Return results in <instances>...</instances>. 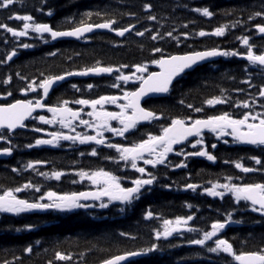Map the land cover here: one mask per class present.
I'll return each mask as SVG.
<instances>
[{"label":"trees","instance_id":"obj_1","mask_svg":"<svg viewBox=\"0 0 264 264\" xmlns=\"http://www.w3.org/2000/svg\"><path fill=\"white\" fill-rule=\"evenodd\" d=\"M152 5L151 13L143 10V4ZM208 7L215 15L206 18L192 8ZM40 8L42 11H37ZM264 9V0H23V3H14L9 10L0 9V23L7 24L16 29H22L23 21L15 19L9 20V15L30 14L36 22L49 23L53 27L70 29L73 24L85 19L88 23H101L100 17L93 15L91 19L84 17V13L100 11L106 12L104 19L114 18L117 24L114 28L136 24V28L143 31L145 27L152 29V33H146L139 37L133 33L124 39H119L110 33L96 34L88 40L81 42L61 41L44 43L42 39L34 38L36 34L29 33V37L19 38L20 42L31 43L34 47L23 49L15 42V38L10 33L0 28V59L16 49L18 55L6 64H0V96L6 95V91L13 93L10 100L20 97V89L25 87L26 81L19 79L16 73L19 72L28 80L42 79L44 75L63 74L66 71H80L87 67L96 65L97 61L101 66L119 67L121 64L129 66L144 63L148 65L149 71L152 69L153 59L152 49L163 48L166 55L184 54L192 51H203L212 48L222 50H237L245 52L246 48L236 39L237 36L248 35L251 37L250 44L256 45L254 51L259 53L264 49V37L257 35L255 24H264V20L256 18L250 22L248 15L251 11ZM49 10L52 15L48 16ZM129 13H134L130 16ZM155 15L156 21L147 20V16ZM70 20L71 23L66 22ZM239 20V25L235 22ZM188 27L184 28L183 25ZM227 25L225 35L222 37L195 35L200 30L211 32L218 26ZM235 25V26H234ZM251 27V31L248 29ZM173 32L177 40L165 36L163 40L152 41L150 35L159 30L163 35L168 31ZM135 31V30H134ZM188 33L189 38L184 39L182 33ZM7 39L8 43H4ZM56 51V56H49L48 53ZM157 56L159 54H156ZM247 62L239 60L237 57H229L220 62L208 66L198 67L174 84L168 97L163 99L149 100L144 105L146 108L155 110L162 116L159 125L144 126L137 131L134 142L146 138L147 134H159L160 125L170 122L174 117L206 118L208 115L220 114L228 111L239 114L245 111L242 108L231 107L235 101L256 100L255 110L261 111L259 107L261 99L258 96L259 86L264 85V72L259 67L249 66V71L244 68ZM131 68L121 69L126 73ZM11 76L12 80L8 85L3 84V80ZM114 77L101 78L86 81H74V83L87 85L93 84L91 90L87 88L86 98H98L100 95L111 93L109 85L114 81ZM250 79L254 87L241 81ZM71 83V82H70ZM134 87V86H133ZM133 87H130L132 90ZM237 89L243 91L237 92ZM69 92L68 86L56 89L52 94V101L66 98ZM227 97L229 103L216 105L214 107L203 104L205 99L221 96ZM76 98L79 94L72 93ZM180 100L184 104L179 103ZM4 102V101H3ZM194 107H203L204 111L195 113L186 107L187 104ZM20 140L30 143L27 136L15 137L14 144L21 146ZM213 141V138H210ZM210 153L218 159L215 163L207 165L205 161L193 160L189 163L188 170L175 172L171 168H161L152 171L157 180L146 191L134 206L124 213L117 211L118 205H112L108 209L101 210H81L73 213L69 212H32L12 216L0 214V264L5 260L10 264H100L105 258L123 254L128 251H139L148 247L151 243L161 245L156 253L143 256L140 259L129 261L125 264H235L230 257L223 253L217 256L209 253L197 245H189L188 239L196 238L201 233H184L183 236L170 237L168 241H155L153 239L154 230L161 227L162 219H174L176 216H186L192 214L195 219L189 223L190 227L210 230V224L214 220L224 219V210H232L230 198L226 196L223 201L219 198L206 196L201 197L200 191L183 192L182 187L189 181L196 184L211 182L223 183L224 177L228 175L244 177L243 181L237 182H264V175L259 173H241L234 167L231 161L243 157L240 162L244 166L255 165L254 161L247 157L258 155L264 160V154L258 149L251 147L224 146L217 144L216 149L211 148ZM2 147H6L3 144ZM103 157V156H102ZM113 157V156H109ZM230 163L225 164L224 160ZM45 161L48 165L46 169L36 167L33 170H24V165L29 161ZM110 160V159H109ZM173 163H178V159L173 158ZM171 161V162H172ZM108 162H112L111 160ZM102 165V158H92L86 153L83 162L76 154L70 156L60 154L55 151L41 149L25 151L20 147L15 155L8 161H0V191L5 188L16 187L29 180L34 184H39L43 191L47 188V179L40 172L51 173L52 171H71L74 168ZM15 167L20 171L14 173L11 169ZM115 173V171H112ZM171 185V189L164 187ZM211 186V185H210ZM20 198L31 199L37 193L31 190L17 194ZM188 205L192 207L188 209ZM210 210V212L208 211ZM147 211H152L155 216L161 219L144 220L143 215ZM233 219L243 220V224L235 227H228L220 234L233 244L236 251H254L259 247H264V218L251 212H234ZM253 220H261L259 224L252 223ZM26 224L35 225L32 231L16 232L15 228H23ZM124 231L135 236L136 239L121 237L119 232ZM39 240L40 243L35 242ZM211 244L212 242H207ZM31 245L32 252L25 253V247ZM56 251L70 254V261H57L54 258ZM16 257H20L19 260Z\"/></svg>","mask_w":264,"mask_h":264},{"label":"snow or ice","instance_id":"obj_2","mask_svg":"<svg viewBox=\"0 0 264 264\" xmlns=\"http://www.w3.org/2000/svg\"><path fill=\"white\" fill-rule=\"evenodd\" d=\"M23 3V0H0V9L9 10L10 6L14 3ZM46 2V0H45ZM143 10L151 13L152 5L150 3L143 4ZM37 11H42L38 8ZM191 11L197 12L203 17L212 18L215 13L210 11L208 7L192 8ZM51 16L53 13L49 10L45 13ZM93 15H96L103 20L101 23H88L85 19H81L79 23L73 24L70 29H63L60 27H53L49 23L36 22L34 17L30 14H13L9 15L8 19H15L17 21H23L22 29H16L8 26L7 24L0 23V28L5 32L10 33L15 42L20 48L30 49L34 47L31 43L20 42L19 38L29 37V33H34L36 39H42L44 43L56 41L60 38H75L80 40L86 33L93 32L94 29H107L110 32H114L119 37H124L126 33H132L139 37L145 36L146 33H152V29L145 27L143 31L136 28V24H130L128 26L113 28V25L117 24V20L114 18L104 19L107 15L106 12L97 11L95 13L88 11L84 13V17L91 19ZM130 16H134V13H129ZM149 21H156V16L149 14L147 17ZM256 18L264 20V9L251 11L248 15V21L250 22ZM66 22L71 23L70 20ZM241 22L237 20L235 24L239 25ZM235 26V25H234ZM184 28L188 25L184 24ZM252 27L255 28L256 34L264 37V24H255ZM227 25L218 26L211 32L200 30L195 35L199 37L215 36L222 37L225 35ZM251 31V27L248 29ZM176 31L173 28L172 31H168L163 35L157 30L154 34L150 35L152 41L159 39L163 40L165 36L177 40V46H179L178 37L173 36V32ZM46 34V36H45ZM184 39L189 38L188 33H182ZM236 39L240 41V44L246 48V51L241 53L237 50H220L219 48H212L203 51H192L182 55H166L163 48L155 47L152 49L153 59L151 64L155 66L158 71H149L148 65L144 63H138L134 65L121 64L119 67L101 66L97 61L96 65L87 67L80 71H66L63 74L44 75L41 73L42 79L37 81L36 79L28 80L27 77L22 76L19 72L16 76L26 81L25 87L20 89L22 95L27 96L29 92L37 93L40 90L36 99H16L14 102L9 101L7 98L12 96L11 91H6V95L0 96V100L4 101L0 103V141H2L6 147H0V156H11L13 154V134L17 129H25L27 125L25 121L31 118L44 125H60V129H67V134L61 130L46 132L45 135L50 139H35L34 143L25 144L24 147L31 149L38 146H51L53 148L60 147V141L70 142L72 145H91L103 146L108 149H114L118 153L117 163L122 161L125 165H130L131 170L138 173L139 176L132 178L129 184L122 183V178L111 171H107L104 168H97L91 171L80 170L75 173L79 177L80 181L87 180L90 182L93 190L71 192L66 194H58L54 191H42V187L39 184H34L30 180L26 183L18 185L16 187L5 188L0 191V214H9L12 216H20L21 214H27L32 212L43 211H58V212H70L75 209H91L98 207L99 209H108L110 205H118L117 211L124 213L127 209L135 205L137 201L144 195L146 191H150L152 185L157 180L156 175L152 171L146 169L144 166H140L142 163L145 166H150L151 169L157 168L159 165H168L165 163L169 159V154L177 157H183V159L174 165V168H187V160L189 157H201L206 158L207 161L215 163L217 157L207 150V145L204 142V133L208 132L215 136L216 140H221L224 137H231V142L237 145L251 146L254 149H258L260 153L264 154V110L256 111V100L253 99L251 103L248 101H235L230 104L234 108H242L245 111L239 114H233L228 111H222L220 114L208 115L206 118H192L191 116L174 117L170 122L161 124V131L159 134H147L146 138L140 139L137 142L131 143L130 146H125L120 143L106 142L104 133H112L113 136L125 138V134L130 130H137V126L143 122L152 123L154 121H160L161 115H158L155 110L142 106L141 101L145 98L152 99L157 96H165L170 94L173 81L182 74H185L187 70L193 69L195 65L214 57H239L247 61L244 71H249V66L255 68L259 67L261 72H264V49L259 53L254 51L256 45L250 44L251 37L248 35L237 36ZM4 43H8L5 39ZM156 54H159L158 56ZM18 55L15 48L6 53L0 64H6L12 61L14 57ZM49 56H56L57 52L52 51L48 53ZM131 68L134 71H130V74H125L121 69ZM115 75L114 81L109 85L111 88L121 89L122 95H100L98 98H80L69 101L67 99L59 100L54 105H48L44 103V100L49 96L50 90L58 82L64 81L67 77L71 76H88L89 74L101 75L107 74ZM12 80L11 76L6 77L3 80V84L8 85ZM248 84L250 87H254L250 79L241 81ZM132 83L137 85L133 90H124L123 85ZM70 87L76 92H80L81 89L76 84H71ZM86 87L91 90L93 84H87ZM237 92L243 91L237 89ZM258 96L261 99L259 107L264 109V85L259 86ZM120 101H123L121 103ZM70 103L81 106L80 110H74L69 107ZM179 103L184 104L183 100ZM229 103L227 97L223 95L205 99L204 105L216 106ZM106 105H113L118 111L107 110ZM187 108L192 109L195 113H201L204 111L203 107H194L192 104H187ZM88 108L82 115L83 109ZM38 109L46 110L51 113V118H46L43 114H37L33 116L34 112ZM87 116L88 119H85ZM112 122H115L113 125ZM82 126L85 129L94 132V135H89L87 132H77L76 127ZM33 132H44V129L39 127L31 128ZM71 133H75L74 135ZM195 138L194 141L189 138ZM223 143L228 144L227 139L223 140ZM179 146V147H175ZM186 148L193 149L192 151H185ZM212 149L217 148L216 143L211 144ZM80 156H84L85 152L81 151ZM87 155L91 157H98L100 153L96 147H93L91 151L87 152ZM105 159L116 160L114 157L105 156ZM254 161L253 166H244L240 161L244 159L241 157L238 160L231 161L234 167L241 173H259L264 175V160L258 155H252L247 157ZM225 164L230 163L229 160L223 161ZM46 163L45 161H29L24 165V170H33L37 165ZM170 163V161H169ZM14 173H19V169L13 167L11 169ZM39 175L55 179L59 181L62 176L65 175L62 171H52L51 174L40 172ZM236 180L243 181L244 177H237L228 175L224 177L223 183L209 182L210 187H205L202 194H206L209 197L219 198L221 201L226 196L230 198L232 210H224L223 220H214L210 224V230H204L200 228L190 227L189 223L195 219L192 214L186 216H176L174 219H162L161 227L154 230L153 239L155 241H168L174 234L183 236L184 233H201L196 238L187 240L189 245H197L205 249L209 253H214L220 256L223 253L226 257H230L235 264H264V247H259L254 251H236L232 243L223 238L220 234L231 224H243L244 221L240 219H233L234 212L244 211L257 213L261 218H264V182H241L236 183ZM72 183H77L76 180H72ZM164 187L171 189V185H165ZM200 187L196 183H186L184 185L185 190H192L196 192ZM31 190L34 193H39L31 199H24L18 197V193ZM46 201V202H45ZM191 208V205H188ZM161 219V217L155 216L152 211H147L143 215L144 220ZM261 220H253L252 223L259 224ZM35 225L26 224L23 228H15L16 232L32 231ZM121 237H127L135 240L136 237L130 233L121 231L119 232ZM211 241V244L207 242ZM39 244L40 241L35 242ZM161 245L158 243H151L148 247L142 248L139 251H128L123 254L114 255L110 258H105L101 261V264H123L129 257L147 256L159 251ZM32 246L29 245L24 248L25 253L32 252ZM54 258L57 261H70L72 259L70 254L56 251ZM17 260L20 257H16ZM3 264H10L5 260ZM48 264H52V261H48ZM225 264H230L229 261H225Z\"/></svg>","mask_w":264,"mask_h":264},{"label":"water","instance_id":"obj_3","mask_svg":"<svg viewBox=\"0 0 264 264\" xmlns=\"http://www.w3.org/2000/svg\"><path fill=\"white\" fill-rule=\"evenodd\" d=\"M102 32H110V31H108L107 29H94L93 32H91V33H86L85 36L82 37L81 39H84V38H86V37L93 36V35L96 34V33H102ZM127 34H128V33H126L125 36H126ZM125 36H124V37H125ZM120 38H123V37H120ZM81 39H80V40H81ZM59 41H78V40H76L75 38H60V39L56 40V42H59ZM221 58H222V57L209 58L208 60L203 61V62L199 63L198 65H195V66L193 67V69H196V68H198V67H201V66H204V65L210 64V63H212V62H217V61L220 60ZM193 69H191V70H187L186 73L189 72V71H192ZM182 75H183V74H182ZM182 75H181V76H182ZM103 76H106V77H107V76H109V75H107V74H101V75L97 76V75L89 74L88 76H71V77H67L64 81L58 82L57 85H54L53 88L50 90V93H51V92H52L57 86H59V85L65 83V82L69 81L71 78H76V79H91V78H100V77H103ZM177 78H178V77H177ZM177 78H176V79H177ZM175 81H176V80L173 81V84H174ZM172 86H173V85H172ZM50 93H49V94H50ZM166 96H167V95H165V96H157V97H154V98H164V97H166ZM147 99H148V98H145L144 100H142V101H141V104H143ZM143 123H146V122H143ZM7 158H9V156H0V159H7ZM140 257H141V256H140ZM140 257H129V259H128L127 261H131V260H134V259H137V258H140ZM127 261H125V262H127ZM125 262H123V263H125Z\"/></svg>","mask_w":264,"mask_h":264},{"label":"flooded vegetation","instance_id":"obj_4","mask_svg":"<svg viewBox=\"0 0 264 264\" xmlns=\"http://www.w3.org/2000/svg\"><path fill=\"white\" fill-rule=\"evenodd\" d=\"M76 108H81V106H79V105H77L76 106ZM107 109H112L113 107L112 106H107L106 107ZM82 129H84L85 130V128H83L82 127ZM107 134H111V133H107ZM104 135V137H105V140H106V142H109V140H110V138H109V136L108 135ZM195 139H192V141H194ZM97 148V151L99 152V153H102V154H111V153H115V150L114 149H108V148H105V147H103V146H99V147H96ZM185 150H193V149H191V148H186ZM208 150V149H207ZM91 151V150H90ZM209 151V150H208ZM199 159H201V160H203V161H205L206 162V164L207 165H210V163H209V161H207L206 160V158H199ZM208 211V210H207Z\"/></svg>","mask_w":264,"mask_h":264}]
</instances>
